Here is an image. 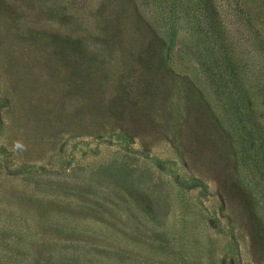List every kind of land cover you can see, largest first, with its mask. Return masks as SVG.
Masks as SVG:
<instances>
[{
    "label": "rangeland",
    "instance_id": "obj_1",
    "mask_svg": "<svg viewBox=\"0 0 264 264\" xmlns=\"http://www.w3.org/2000/svg\"><path fill=\"white\" fill-rule=\"evenodd\" d=\"M0 264H264V0H0Z\"/></svg>",
    "mask_w": 264,
    "mask_h": 264
},
{
    "label": "clouds",
    "instance_id": "obj_2",
    "mask_svg": "<svg viewBox=\"0 0 264 264\" xmlns=\"http://www.w3.org/2000/svg\"><path fill=\"white\" fill-rule=\"evenodd\" d=\"M15 147L16 148H23V144L21 142H17Z\"/></svg>",
    "mask_w": 264,
    "mask_h": 264
}]
</instances>
